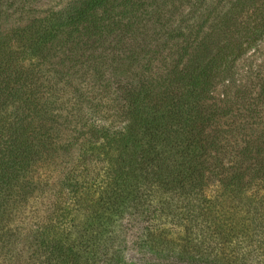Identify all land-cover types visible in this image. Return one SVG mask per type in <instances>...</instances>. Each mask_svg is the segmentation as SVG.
Masks as SVG:
<instances>
[{"label":"trees","instance_id":"1","mask_svg":"<svg viewBox=\"0 0 264 264\" xmlns=\"http://www.w3.org/2000/svg\"><path fill=\"white\" fill-rule=\"evenodd\" d=\"M8 1L0 264H264V0Z\"/></svg>","mask_w":264,"mask_h":264},{"label":"rangeland","instance_id":"2","mask_svg":"<svg viewBox=\"0 0 264 264\" xmlns=\"http://www.w3.org/2000/svg\"><path fill=\"white\" fill-rule=\"evenodd\" d=\"M70 1V0H28V5L29 8L24 10L23 12L20 11H15L14 8H11L9 10L10 15L14 16L15 18L19 19L20 15H26V12H30V13H35L39 16H43L46 13L52 11V10H59L61 9L63 6H65V4ZM11 0L8 1V3L10 4ZM18 2V3H17ZM20 2L21 1H16V6L20 7ZM12 3V2H11ZM13 4V3H12ZM14 4V5H15ZM14 17H12V20H15ZM20 20V19H19ZM261 53L260 54H256L254 57L252 56V52L249 53L247 55V57L245 58V60H243V68L245 71H253L255 69L256 65H263V69H262V74H264V41L263 44L261 46ZM251 57H253L250 61L246 62V59H250ZM253 61V62H252ZM253 63L252 66L249 63ZM244 80V79H243ZM224 94V87L220 86L217 88L215 95H218L220 97H222V95ZM236 123L241 122L240 119L235 120ZM239 125V124H238Z\"/></svg>","mask_w":264,"mask_h":264}]
</instances>
